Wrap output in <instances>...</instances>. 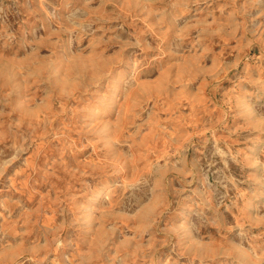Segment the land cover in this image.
<instances>
[{"label":"rangeland","instance_id":"1","mask_svg":"<svg viewBox=\"0 0 264 264\" xmlns=\"http://www.w3.org/2000/svg\"><path fill=\"white\" fill-rule=\"evenodd\" d=\"M0 264H264V0H0Z\"/></svg>","mask_w":264,"mask_h":264},{"label":"bare ground","instance_id":"2","mask_svg":"<svg viewBox=\"0 0 264 264\" xmlns=\"http://www.w3.org/2000/svg\"><path fill=\"white\" fill-rule=\"evenodd\" d=\"M102 194H103V192L100 191V192L97 194V196L94 198L93 202H99L101 199H103V198H102Z\"/></svg>","mask_w":264,"mask_h":264}]
</instances>
